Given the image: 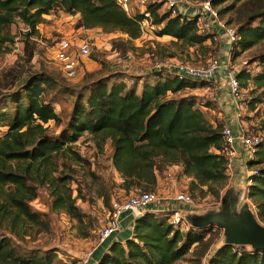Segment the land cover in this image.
<instances>
[{
  "label": "trees",
  "instance_id": "16d2710c",
  "mask_svg": "<svg viewBox=\"0 0 264 264\" xmlns=\"http://www.w3.org/2000/svg\"><path fill=\"white\" fill-rule=\"evenodd\" d=\"M209 1L217 8L226 2L244 0ZM162 6L152 3L147 7L151 24L159 28L157 37L168 36L187 47L214 42L210 35L198 33L195 19L173 17L170 11L160 15ZM55 8L71 16L80 15L78 28L84 30L120 33L130 41L142 34L143 15L128 16L115 0H0V57L8 53L6 44L13 43L6 29L15 20L26 27L25 37L30 38L37 34L43 17ZM227 10L219 11V16ZM236 30L239 40L232 48L233 59L264 41V6ZM258 61L263 65L264 56ZM236 78L242 88L249 82L264 87V69L255 72L243 67ZM53 82L46 73H30L20 89L0 99V130L7 129L0 138V226H7L11 233L17 232L19 217L38 223V216L29 207L36 198L34 180L64 185L65 178L53 177L56 161L66 151L82 161L71 146L85 133L102 142L109 141L112 165L121 177L122 189L127 192L135 187L154 193L158 173L169 166H178L181 175L193 178L197 182V185L195 181L192 183L194 188L226 182V161L217 153L224 143L221 134L224 117L209 121L206 115L216 110L220 115L221 109L215 101H202L189 95L176 97L189 90L211 89V82L181 79L164 71H152L139 77L136 83L123 73L91 80L76 92L66 127L59 136H51L45 126L50 122L59 125L60 117L54 103L42 100V96ZM256 103L260 101L252 99L249 105L253 107ZM248 167L257 168L249 178L248 198L254 203L257 216L262 217L264 141ZM53 205L55 209L77 214L70 196L55 193ZM188 224L185 229L173 225L170 212H147L134 220L129 239L124 243H102L94 257L98 264H174L192 247L204 246L203 250L208 247L206 236L213 227L194 226L192 216L188 217ZM246 247L223 246L208 264H264V252ZM54 258L27 259L17 253L9 239L0 238V264H53Z\"/></svg>",
  "mask_w": 264,
  "mask_h": 264
},
{
  "label": "rangeland",
  "instance_id": "374dc122",
  "mask_svg": "<svg viewBox=\"0 0 264 264\" xmlns=\"http://www.w3.org/2000/svg\"><path fill=\"white\" fill-rule=\"evenodd\" d=\"M263 6L264 0H244L238 3H223L217 10L229 8L222 13L220 19L237 28ZM168 10L163 7L159 14ZM43 19V23L37 27V34L30 38L25 37L27 29L19 20H15L14 24L6 29V33L12 36L13 43L6 44L8 53L0 57V99L20 89L30 73L43 72L50 75L54 79V85L45 88L42 100L53 102L55 112L60 117L59 125L50 122L45 126L48 127L47 134L51 136H59L60 131L66 127L76 92L91 80L116 77L123 73L131 76L136 83L146 71L152 70L155 63L187 64L199 69L205 68L214 60H218L220 64L227 62L228 48L221 36L217 42H208L201 47H187L171 37H157L159 28L154 25L153 28H145L137 40L130 41L123 34H106L100 29L86 33L78 28L80 15L71 16L59 8H55ZM62 38H71L73 41L88 40L92 45L90 56L79 59L78 76L75 79L65 77L54 59L55 45ZM262 56L264 41L235 59L231 56L230 62L237 71L248 67L259 72L264 69V64L261 65L258 61ZM218 75L223 77L219 88L189 90L176 97L189 95L202 101H222L221 92L224 93L223 96H227L228 85L222 70ZM243 89L250 100L256 99L260 103L253 107L248 103L238 111V119L246 133L264 139V87L249 82ZM229 111L231 117L235 115L232 108H229ZM221 113L218 115L216 110L212 113L206 112V115L209 121H213L221 117L223 119L224 115ZM6 130V127L1 128L0 138ZM71 147L82 161H77L68 151L58 157L53 177L65 178L67 181L64 185L38 179L33 182L36 198L29 203V207L38 216V223L19 217L15 228L17 232L14 233H11L7 226H0V238L9 239L17 253L27 259L49 256L55 257L53 264H82L87 259L90 264H98L94 257L102 248L98 232L106 221L112 203L122 202L143 192L142 188L133 187L129 192L122 189L121 177L112 165V147L109 141L102 142L100 138L85 133ZM256 169H249L243 164V183L239 186L228 177L223 185H198L194 188L193 178L181 175L180 170L172 166L166 167L163 172L158 173L159 179L153 193L157 201L153 208L166 207L176 193H189L193 204L190 207L185 205V215H189L187 213L190 211L195 218L205 215L206 212L225 209L224 199H227L229 205H232L233 201L235 204L238 199V206L245 202L247 210L264 227V215L257 216L255 205L248 198L249 178L251 172ZM168 174L171 177H168ZM173 183L177 187L173 188ZM195 183L197 185L196 181ZM55 185L58 187L55 188ZM57 192L65 197L70 196L77 214L54 208ZM181 227L187 228L182 225ZM212 227L206 236L209 241L205 250L204 246H194L174 264H208L214 253L226 246L224 229L217 225ZM130 236L131 234L126 232L121 235V240H127Z\"/></svg>",
  "mask_w": 264,
  "mask_h": 264
},
{
  "label": "built area",
  "instance_id": "2783aa9c",
  "mask_svg": "<svg viewBox=\"0 0 264 264\" xmlns=\"http://www.w3.org/2000/svg\"><path fill=\"white\" fill-rule=\"evenodd\" d=\"M115 2L128 16H134L136 14L143 15L144 18L140 23L142 32L147 27L153 28L151 24V15L147 11L148 5L152 3H162V8H168V11L171 12L173 17L180 15L182 17L195 19L200 35H210L214 42H217L220 36L222 37L228 48L227 62L224 64H220L218 60H214L205 68L197 69L187 64L171 65L155 63L152 70L174 74L181 79L187 78L194 81L211 82L212 89L220 87L223 77L220 75L218 76V72L221 70L224 72V77L228 85V93L227 96H223L224 93L221 92L223 100L220 101L217 99L215 102L218 106L225 107V109L222 107L221 109L219 106L224 117L228 119L231 118L230 122L235 124L236 130H233L232 124L230 125L228 124L229 122H225L221 131L224 142L223 147L217 153L222 155L226 161L225 168L227 177L233 172L237 159H239L236 145L240 147V150L245 155L242 162L248 167V162L254 159L257 148L264 139L260 136H252L246 133L238 119V111L247 106L250 99L247 96V92L240 86L236 78L239 71L235 70L230 62L233 45L239 40L236 28L227 25L220 19L219 11L209 0H115ZM91 46L88 40L73 41L71 38H62L56 43L54 59L58 62L59 68L65 77L68 79L77 78L79 59L83 57L88 58L90 56L92 50ZM229 108H232L235 112V115L232 117L229 115ZM254 173L255 171L251 172L252 175ZM168 177H171V175L169 174ZM249 182L251 184L250 179ZM156 201L157 198L155 194L142 192L122 202H113L111 210L107 214L106 221L98 232L100 243L117 241V237L122 230L124 215H128L131 229H133L134 220L147 212H170L173 225L189 226L188 217L193 215H191L192 212L190 211L187 213L189 215H185V205L188 207L192 206L193 203L190 195L183 192L176 193L166 207H161L162 210L160 208H153ZM82 264H90L89 259L85 260Z\"/></svg>",
  "mask_w": 264,
  "mask_h": 264
},
{
  "label": "water",
  "instance_id": "95a60500",
  "mask_svg": "<svg viewBox=\"0 0 264 264\" xmlns=\"http://www.w3.org/2000/svg\"><path fill=\"white\" fill-rule=\"evenodd\" d=\"M238 201L225 209L206 212L205 215L193 218V225L198 227L217 225L225 232L226 245L248 246L255 251L264 252V227L247 210V204L238 206Z\"/></svg>",
  "mask_w": 264,
  "mask_h": 264
},
{
  "label": "crops",
  "instance_id": "0c3cea01",
  "mask_svg": "<svg viewBox=\"0 0 264 264\" xmlns=\"http://www.w3.org/2000/svg\"><path fill=\"white\" fill-rule=\"evenodd\" d=\"M82 29V28H81ZM84 32H86V33H89V32H91V31H93L94 29H92V30H84V29H82ZM153 70H150V71H146L145 73H144V75H142V76H145V75H149L151 72H152ZM219 76V75H218ZM221 78V77H220ZM141 84H142V81L141 82H139L138 83V87L140 88L141 87ZM220 106V105H219ZM222 106H220V108H221ZM223 108V107H222ZM221 108V109H222ZM223 109H225V107L223 108ZM224 115V114H223ZM225 122H229L228 124H232V127H233V130H236V127H235V124L233 123V122H230L231 121V118L230 119H228L227 117H225V120H224ZM236 149H237V155H238V157H239V159H237V162H236V165H235V167H234V170H233V172L228 176V177H230L232 180H233V182L235 183V185L236 186H239L240 184H242L243 182H242V179H243V176H241V173L243 172L242 171V165L244 164V162H242L243 160H244V157H245V155L242 153V151L240 150V147L238 146V145H236ZM173 168H175L176 170H180V168L178 167V166H175V167H173ZM169 175V174H168ZM179 186V185H178ZM172 187L173 188H175V187H177V185L176 184H172ZM232 201V200H231ZM160 209L162 210V208L160 207ZM130 233L131 234V236H132V232H133V229H131L130 228V219H129V217H128V215H124L123 216V220H122V230H121V232H120V234L118 235V237H117V241H119V242H121V243H124V241H126V240H121V235H125V233ZM130 236V237H131Z\"/></svg>",
  "mask_w": 264,
  "mask_h": 264
}]
</instances>
